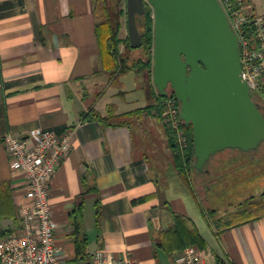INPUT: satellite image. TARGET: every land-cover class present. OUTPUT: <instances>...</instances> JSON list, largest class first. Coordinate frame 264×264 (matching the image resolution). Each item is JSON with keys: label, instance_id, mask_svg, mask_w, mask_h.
<instances>
[{"label": "crops", "instance_id": "crops-1", "mask_svg": "<svg viewBox=\"0 0 264 264\" xmlns=\"http://www.w3.org/2000/svg\"><path fill=\"white\" fill-rule=\"evenodd\" d=\"M242 6L264 16V0ZM116 80L101 71L92 0H0V236L20 231L25 201L23 174L10 168L2 136L41 127L70 132V151L49 183L62 264H91L99 250L129 254L136 264H182L171 231L176 214L205 239L202 264H217L215 253L234 264H264V215L218 233L175 178L162 118L142 113L116 127L82 119L90 109L120 114L149 104L124 107L122 86L111 91ZM142 88L150 96L145 80ZM77 217L87 259H74Z\"/></svg>", "mask_w": 264, "mask_h": 264}, {"label": "water", "instance_id": "water-1", "mask_svg": "<svg viewBox=\"0 0 264 264\" xmlns=\"http://www.w3.org/2000/svg\"><path fill=\"white\" fill-rule=\"evenodd\" d=\"M153 11L152 83L180 103L191 126L194 167L227 148L247 151L264 141V114L242 77L241 46L219 0H126L130 46L141 45L137 16Z\"/></svg>", "mask_w": 264, "mask_h": 264}, {"label": "trees", "instance_id": "trees-1", "mask_svg": "<svg viewBox=\"0 0 264 264\" xmlns=\"http://www.w3.org/2000/svg\"><path fill=\"white\" fill-rule=\"evenodd\" d=\"M233 7L237 8L242 0H231ZM123 4V5H122ZM126 0H92V9L95 17V35L99 48L101 71L113 82L120 75L129 71L144 72L147 78L149 93L152 102L145 107L114 114L111 110L107 115H101L94 109L83 113L82 119H96L105 126H120L133 115L151 113L162 118L164 132L169 147L173 152L174 166L180 179L188 191L198 199L199 204L205 211V218L217 227L218 233L235 225L255 220L264 215V191L252 193L255 184L261 186L264 183V151L260 148L264 141L256 149L241 150L239 148H227L210 156L203 169L194 167L195 155L193 152V139L191 126H186L182 121L181 127L187 137V146L180 149L176 142L175 132L167 125L163 117L164 100L174 94L161 95L152 83L153 46H154V18L151 7L147 4L145 12L137 16L141 21L139 29L141 35L140 49L144 51L145 58L131 59L128 51L132 48L128 36L120 37L123 26V18H126ZM244 34L255 41V28L250 23L245 26ZM121 46L125 49L122 50ZM254 100L264 101V73L261 76L258 90H253ZM261 105V103H260ZM261 107H263L261 105ZM264 114V111H263ZM229 156H218L225 151ZM219 157V158H217ZM199 178L201 191H196L194 175ZM224 211L226 215L218 217V212ZM99 210L96 209L98 217ZM81 218V208H79ZM75 229V260L87 259L86 248L88 238L85 234L80 237V221L74 220ZM172 237L179 239L178 249L183 250L187 246H196L199 249L206 247V241L192 224L189 217L174 215V223L171 228ZM217 264H234L229 259L214 254ZM94 264V263H91Z\"/></svg>", "mask_w": 264, "mask_h": 264}, {"label": "built area", "instance_id": "built-area-1", "mask_svg": "<svg viewBox=\"0 0 264 264\" xmlns=\"http://www.w3.org/2000/svg\"><path fill=\"white\" fill-rule=\"evenodd\" d=\"M219 1L239 38L242 77L252 91L258 90L264 73V16L249 14L242 3L234 8L231 0ZM250 23L255 28V41L244 34L245 26ZM163 104L164 120L175 132L179 148L184 149L187 146V137L181 127L180 103L169 96ZM2 143L10 168L23 174L25 201L19 208L20 231L0 236V263L62 264L55 240L49 183L70 151V132L58 134L53 130L37 127L21 137L7 133L2 136ZM180 260L182 264H202L199 248L185 247ZM93 263L136 264L129 254L117 257L101 250L95 253Z\"/></svg>", "mask_w": 264, "mask_h": 264}, {"label": "rangeland", "instance_id": "rangeland-1", "mask_svg": "<svg viewBox=\"0 0 264 264\" xmlns=\"http://www.w3.org/2000/svg\"><path fill=\"white\" fill-rule=\"evenodd\" d=\"M123 5V4H122ZM141 21L137 20V25L138 28H141ZM120 36H122L123 38L128 36L127 33V28H126V18H123V26L120 30ZM122 50L125 51L124 48H122ZM126 54L129 55V57L133 60V59H137L139 57H143L145 58V54L144 51L140 48H136L133 49L131 51H128ZM118 80H116V82L112 85L111 87V91H117L120 86H122L120 89H124L126 92V97L123 100L124 102V107H137L138 105H145L148 103H151L153 100L152 98L149 96V94L147 93L146 96V92H144V89L142 88V85L144 84V80L145 82H147V78L146 75L144 74V72H137V71H129L125 74L120 75L118 78ZM119 87V88H118ZM169 93L171 92V89L169 88ZM150 92V91H149ZM261 105L263 107H261V109L264 110V101L257 99ZM259 103V104H260ZM260 105V106H261ZM260 151L263 152L264 151V144L263 146L260 148ZM229 151H225L223 153H220L218 156H229L231 153H228ZM219 158V157H217ZM196 174L194 175V186H195V190L196 191H201V186L199 184V178L195 177ZM170 179L174 182V176H169ZM175 178L179 181V186H183V183H181V179L178 178L177 176H175ZM175 184V182H174ZM176 186V185H175ZM252 193H261L262 191H264V183L260 186L259 182L258 184H255L254 187L251 189ZM188 196V201L191 202V204H193L194 208H197L196 203L193 199V197L187 193Z\"/></svg>", "mask_w": 264, "mask_h": 264}, {"label": "flooded vegetation", "instance_id": "flooded-vegetation-1", "mask_svg": "<svg viewBox=\"0 0 264 264\" xmlns=\"http://www.w3.org/2000/svg\"><path fill=\"white\" fill-rule=\"evenodd\" d=\"M171 89V88H170ZM171 91H172V89H171ZM171 93V92H170ZM262 110V112L264 111L263 109H261Z\"/></svg>", "mask_w": 264, "mask_h": 264}]
</instances>
